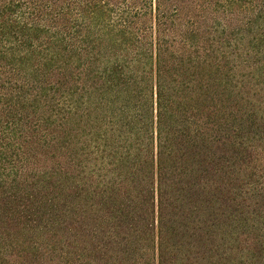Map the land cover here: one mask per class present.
<instances>
[{
    "label": "trees",
    "instance_id": "obj_1",
    "mask_svg": "<svg viewBox=\"0 0 264 264\" xmlns=\"http://www.w3.org/2000/svg\"><path fill=\"white\" fill-rule=\"evenodd\" d=\"M263 153L264 0H0V264H264Z\"/></svg>",
    "mask_w": 264,
    "mask_h": 264
},
{
    "label": "rangeland",
    "instance_id": "obj_2",
    "mask_svg": "<svg viewBox=\"0 0 264 264\" xmlns=\"http://www.w3.org/2000/svg\"><path fill=\"white\" fill-rule=\"evenodd\" d=\"M253 99H258V96H256V95H253ZM262 164H264V153L262 154ZM261 167H263L262 165H261ZM263 170H264V168H262ZM252 223H253V221H251L250 222V225H252ZM257 223L260 225V224H262V223H264V213L262 214V216L261 217H259V219L257 220ZM261 234V235H260ZM262 234H264V232L262 231V232H258L256 229H252V230H250V232L249 233H245V234H243L242 235V239H246V238H248V240L247 241H254V243L256 242V241H258V243L260 244V242L262 241V240H264V236H262ZM245 245V244H244ZM261 261H264V257L261 259ZM235 263H240V262H233L232 264H235ZM246 264H251V262H246Z\"/></svg>",
    "mask_w": 264,
    "mask_h": 264
}]
</instances>
